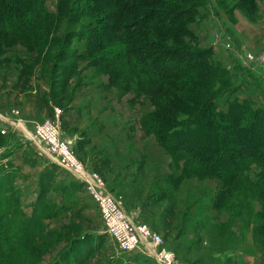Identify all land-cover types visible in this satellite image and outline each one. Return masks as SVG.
<instances>
[{
    "label": "rangeland",
    "instance_id": "1",
    "mask_svg": "<svg viewBox=\"0 0 264 264\" xmlns=\"http://www.w3.org/2000/svg\"><path fill=\"white\" fill-rule=\"evenodd\" d=\"M256 2V6L244 7L239 0H209L201 7V16L190 25L193 38L188 37L187 41L211 48L212 62L220 63L232 79L233 90L219 99L223 108H226L228 99L238 93L264 110V80L257 66L258 62H264V0ZM71 5L74 9L68 21L64 13H59L58 1L47 0L56 38L49 48L48 45L39 48L19 34H0V121L3 116L21 119L25 129L7 124V133L0 131V173L9 174L6 180L10 188L8 206H12L15 214L20 208L27 220L32 215L36 217L31 222L34 225L36 219L42 222L40 233L32 239H12L15 246L12 255L19 264H53L60 258L67 264H158L136 253L120 252L112 236L104 230L99 207L83 181L70 170L50 163L36 153L32 133L37 123L50 118L60 125L63 137L71 139L74 155L83 168L87 172H96L104 189L122 196L134 220L147 223L160 233L177 262L225 264L216 260L214 251L239 248L240 256L237 257L246 259L245 264H264V215L259 213L264 212V196L256 189H250L256 193L242 203L240 191L229 192V186L215 177L187 175L182 171L183 162L174 159L175 165L167 167L160 159V167L129 175L125 168L115 167V156L109 157L118 146L111 136L104 135L102 139L99 136L94 139L86 137V127L113 125L116 128L109 122L112 114H128L133 112L132 107L145 110L146 106L149 114L138 123L147 134L156 138L148 131L145 122L156 111L155 94L178 88L182 83H162L142 91L134 79H115L111 72L93 65L88 56L84 58L86 45L81 36L70 37L66 43L69 51L61 56L63 34L70 29L87 31L92 20L86 0H74ZM212 14L211 25L217 28L214 27L213 33L219 35L213 37V41L219 45L223 57L233 60L239 50L249 68L232 69L216 58L213 46L202 45L198 27L193 24ZM129 21L125 16L124 22ZM248 24L252 27L246 29ZM236 29L241 32V37H236ZM255 31L262 37L252 36ZM151 35L152 32H148L138 42H148ZM83 64L91 67L93 74L103 75L105 90L109 92L100 95L102 103H97L95 111L92 112L93 106L89 104L90 114L86 119L80 113H75L74 118L68 115V110L76 103L78 90L83 86ZM133 95L140 97L137 104ZM113 132L109 131L110 135ZM165 151L171 156L166 148ZM261 169L259 164L251 165L248 173L253 181ZM245 194L248 195L247 190ZM226 214L228 219L225 220L222 215ZM216 220H219L218 224ZM206 235L213 237L208 241ZM92 240L98 242L88 243ZM120 253L127 260L119 263L114 260Z\"/></svg>",
    "mask_w": 264,
    "mask_h": 264
},
{
    "label": "trees",
    "instance_id": "2",
    "mask_svg": "<svg viewBox=\"0 0 264 264\" xmlns=\"http://www.w3.org/2000/svg\"><path fill=\"white\" fill-rule=\"evenodd\" d=\"M57 1L59 13L69 21L74 0ZM86 1L92 15L88 32L67 30L61 56L69 51L67 40L81 36L86 45L84 58L88 56L93 65L111 72L115 79H134L142 91L162 83H182L155 94L156 111L145 121L148 131L176 162H183V173L218 178L229 186V192L243 194L241 202L252 199L256 192L250 189L264 196V110L251 100L237 98L228 99L223 108L220 97L233 90L230 74L220 63L212 62L211 48L187 41L193 38L191 23L201 16L200 9L209 0ZM239 1L244 7L257 5V0ZM46 2L0 0V34H19L39 48L51 47L56 38ZM125 16L129 23L124 22ZM148 32H152L149 41L138 42ZM254 163L262 169L253 181L248 170ZM8 178V172L0 173V264H19L12 255V239H32L40 233L42 222L36 219L34 225L31 222L36 217L27 220L20 208L15 214L8 206ZM53 264L67 263L60 258Z\"/></svg>",
    "mask_w": 264,
    "mask_h": 264
},
{
    "label": "crops",
    "instance_id": "3",
    "mask_svg": "<svg viewBox=\"0 0 264 264\" xmlns=\"http://www.w3.org/2000/svg\"><path fill=\"white\" fill-rule=\"evenodd\" d=\"M210 16H213V17H210ZM210 16L207 15L206 19L199 20L198 22H195L193 24V27H198L199 31H197L198 32L197 34H198L200 41L202 42V45L203 46H213L216 58L218 60H221L223 64L229 67H232V69L233 67L237 69L249 68L248 67L249 65H247L248 64L247 61L245 60L244 56L241 54L239 50L235 52L233 56V60L231 59L229 61L223 57L222 51L219 45L217 46V43H214L213 41V37L219 36V35L213 33L215 26L211 25V23H212V19H214V15L212 14ZM251 25L252 24H248V26H246V29L252 27ZM222 29L223 27H221V30ZM237 33H238V36H237ZM237 33H236V37H241L240 35L241 32L237 30ZM251 35L252 36L255 35V37H258V38L262 37L261 34L259 35L258 31L253 32ZM236 42L239 45V42L237 40ZM258 63L259 64H257V66L259 67V70L264 80V62L263 63L258 62ZM81 68H82L81 77L83 76V80H82L83 86L81 87V89L78 90L79 92L76 97V103L72 108L68 110V115L69 117L72 116L74 118L75 113L77 115L78 113H80V116L82 117V114H83V119H86V117H88V114H90L89 104H92L93 106L92 112L95 111L96 109L95 107H98L97 103L98 102L102 103L100 95H107L109 94V92L105 90V86L103 84V75L99 76L97 73L93 74L94 70L91 67L86 66L85 64H83ZM98 76L101 78V80L98 78ZM236 96H238V98L241 100L249 99L248 97H242V95H239L238 93ZM236 96H232V99L233 97L236 98ZM133 98H134V101H136L135 104H137L140 100V97L138 96L133 95ZM117 101L118 100H116L115 103L118 105ZM134 101L133 99L131 100L132 105L134 104ZM100 107H103V106H100ZM132 110L133 112L132 111L128 112V114H125V113L112 114L109 117V122L111 121L112 124L116 125L117 126L116 128H114L113 125L86 127L87 128L86 133H85L86 137L94 139L99 136L102 139L104 135L111 136L114 142L118 144V146H117L116 152H112L113 150L110 152L111 154L109 155V157L113 158V156H115L114 158L115 164H116L115 167H118L122 170L123 168H125L129 175H133L136 172H140V171L145 172V170H150V169L152 170L155 167L156 168L160 167L162 165V163L159 161L160 159L164 160L163 162L167 165V167H169V164H171L172 166L174 164L172 162L173 158L171 156L166 155L165 148H163L162 146H159L156 138L147 134L143 130L142 126L139 125L138 123L139 121H142L145 116L149 114V111H150L149 108L145 106V110H138L132 107ZM109 131L110 132L114 131L113 135H110ZM154 158H156L157 160H155ZM173 169H174V166H173ZM163 182L164 183L168 182V180H163ZM223 216H224L223 219L225 220L228 219L227 214L222 215V217ZM216 221L218 224L219 220H216ZM206 237H207V240L209 241L213 237V235H210V236L206 235ZM239 254H240V249L236 248L235 250H216L214 251L213 256H215L216 260H219L221 263L245 264L246 259L237 257V256H240ZM132 255H135V254L132 253ZM132 255H129V256H132ZM139 256L145 258L144 256H141V255ZM115 259L116 260L114 261H118V260L125 261L127 260V257L120 253L117 255Z\"/></svg>",
    "mask_w": 264,
    "mask_h": 264
},
{
    "label": "built area",
    "instance_id": "4",
    "mask_svg": "<svg viewBox=\"0 0 264 264\" xmlns=\"http://www.w3.org/2000/svg\"><path fill=\"white\" fill-rule=\"evenodd\" d=\"M7 124L25 131L21 119L3 116L0 121V131L4 134L7 133L5 127ZM32 139L37 154L42 155L50 163L70 170L75 177L83 181L99 207L104 230L112 236L120 252L136 253L158 264H180L176 261L173 251L165 245L160 233L151 229L147 223L134 220L126 209L122 196L104 189L100 176L96 172H87L83 168L74 155L71 139L63 137L61 127L57 122L47 118L37 123Z\"/></svg>",
    "mask_w": 264,
    "mask_h": 264
}]
</instances>
